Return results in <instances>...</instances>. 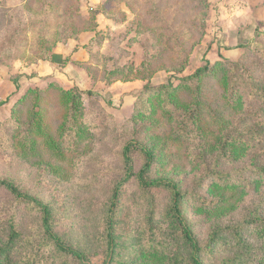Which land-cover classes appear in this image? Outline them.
<instances>
[{
  "label": "rangeland",
  "instance_id": "obj_1",
  "mask_svg": "<svg viewBox=\"0 0 264 264\" xmlns=\"http://www.w3.org/2000/svg\"><path fill=\"white\" fill-rule=\"evenodd\" d=\"M86 1L9 0L0 8V181L47 206L66 247L90 264H107L109 209L125 176L124 147L141 143L158 157L148 179L180 185L203 263L258 264L264 233L248 221L264 217V0L110 2L120 25L105 29L111 36L101 31L88 47V64L81 65L87 82L42 77L20 86L33 76L24 73L31 65L66 43L62 31L80 29V14L91 20ZM51 83L80 91L78 121L68 122ZM37 90L41 99L33 92L22 99ZM32 122L40 124L36 134L29 133ZM47 135L58 150L48 149ZM132 154L137 174L144 155L139 147ZM171 205L169 189H145L135 178L123 185L114 264L182 258L192 264ZM43 220L41 207L0 188V251L7 249L0 264H82L55 247ZM240 223L242 237H233L231 228Z\"/></svg>",
  "mask_w": 264,
  "mask_h": 264
},
{
  "label": "trees",
  "instance_id": "obj_2",
  "mask_svg": "<svg viewBox=\"0 0 264 264\" xmlns=\"http://www.w3.org/2000/svg\"><path fill=\"white\" fill-rule=\"evenodd\" d=\"M77 2V4L80 2V0H75ZM65 0H62V3H64ZM114 3V2H119L118 0H110L107 1L102 8L99 9H94V8H90L89 9V15L91 17V20L89 22H86L83 18V16L80 14L78 16V20L83 24L81 25L80 29L75 33V34H70L68 31L67 32H61L62 35H69L67 36V39H75L77 40L79 35L83 32H87V31H95L97 33L96 39L97 37L100 35L101 32L97 31L98 28V23H97V19L96 17L99 14H104L106 16H108L109 18L113 19L116 21V19L118 17H116L112 11L109 10V6H107L108 3ZM61 3V4H62ZM60 4V5H61ZM3 3H0V8H3ZM135 6L137 7L138 10L142 9V6H140V2H136ZM158 7L159 5L156 7V11H158ZM136 10V9H134ZM11 13L5 14V18H11L10 17ZM142 18V17H140ZM143 19V18H142ZM143 24V22H142ZM8 26V25H7ZM6 26V27H7ZM63 30L65 29V27H62ZM51 56V55H50ZM50 56H46L45 60H50ZM224 70V75H222L223 78V83H228V74L225 72ZM228 70V69H226ZM209 71L208 68L206 69H201L198 70L196 74H194V76L191 78L194 80H199L201 78V76L205 73H207ZM260 84V83H259ZM264 87V86H263ZM51 89H56L59 93V96L61 98V102L66 105V109L68 110V114H67V119L68 122L70 124H72V121H78L83 113V106L82 103L79 100L80 97V91L79 90H65L62 89L61 87H59L58 85H56L55 83H51L50 85ZM166 86L160 87L158 90L159 91H163L164 89H166ZM156 91L153 88H145L144 92L146 91ZM35 93L36 94V98L41 99L42 97V91L41 90H37V91H28L27 94L25 95V97H23L22 99L27 98L26 96L29 93ZM90 94V93H88ZM3 105V102L0 103V106ZM82 124H78V130L79 132H84V129H81ZM31 131L29 132L30 134H36L35 129L40 130V124L39 123H35L32 122L30 125ZM80 128V129H79ZM262 131V130H261ZM33 140V139H32ZM46 146L48 147V149L50 148L51 150H58L60 148L58 142L56 141V139L52 136V135H47L46 138ZM32 145H36L35 141H32ZM135 147H139L141 149V151L143 152L144 155V165L142 166V168L137 172V174L134 172V157L132 154V151ZM30 150H33V146L31 148V146L29 147ZM123 158H124V162H125V176L123 177V179H121L118 184L116 185L115 189H114V193H113V197H112V202L110 205V209H109V219H108V228H107V240H108V247L110 250V257L108 260L107 264H114L115 263V254H116V248H117V236H116V210L118 208V203L120 201V197H121V189L123 188V185H125L126 183H128L132 178H135L138 180L139 185L142 188L145 189H149V188H166L169 189L171 191V195H172V205H171V209H170V213H171V218H172V222L174 224V226L180 231L183 240L188 244L189 248L191 249V256L188 259L189 263L192 264H204L203 260H202V252H203V248L199 242V240L196 238L192 225L189 223V221L187 220V218L184 215L183 212V208H182V204H183V199H184V194L182 193L181 189H180V185L171 181V180H167V179H155V180H149L148 179V174L151 172L153 165L156 161V159L158 158L155 154V152H153L151 149H149L148 147L142 145L141 143H137L134 141L129 142L128 144H126V146L124 147V151H123ZM221 177H225V175H221ZM0 188H6L7 190H9L13 195H15L16 197L23 199L25 201H29L31 203H33L34 205L41 207L44 213V220H43V226H44V230L46 232V234L48 235L49 239L51 241H53L55 247L61 251V252H65L68 254H71L73 256H75L82 264H90L89 262L86 261L85 255L75 249L66 247L61 238L59 237V235L53 230V228L50 225L51 222V212L49 211V209L47 208V206L33 200L32 198L22 195L19 192L16 191V189L14 187H12L10 184L6 183L5 181H0ZM252 219V221H248L251 222L252 224H255L256 228L255 232L256 234L264 233V217H262L260 214H257L256 216L250 218ZM254 220V221H253ZM250 224V225H252ZM243 224L240 223L236 226H232L231 228V234L233 235V237H242V228H243ZM11 230H13L12 236H14V238H16L17 231L14 230V228L12 227ZM219 230L213 233V237L212 240L218 236ZM5 251H7V249H1L0 254H5ZM1 256V255H0ZM186 261L185 258L180 259L179 261H177V264H184V262ZM258 264H264V255L260 257Z\"/></svg>",
  "mask_w": 264,
  "mask_h": 264
},
{
  "label": "crops",
  "instance_id": "obj_3",
  "mask_svg": "<svg viewBox=\"0 0 264 264\" xmlns=\"http://www.w3.org/2000/svg\"><path fill=\"white\" fill-rule=\"evenodd\" d=\"M4 1L9 2V0H0V3ZM84 1V0H82ZM108 0H89L90 6L94 9L102 8V6ZM8 4V3H7ZM88 8V7H87ZM89 14V13H88ZM98 28L97 31L105 32V29L110 28L111 30H117L120 24H118L117 20H113L104 14H99L97 17ZM107 35L111 33L108 31L105 32ZM97 33L95 31H87L83 32L79 35L78 39H69L66 43L61 44L55 52L53 56H51L50 60L39 61L36 64L30 66L28 71L24 73L32 77H26V79L20 81V86H29V82L27 79H31V81L37 80L39 78H52L58 80L61 78L68 79L70 76L74 79L72 83L75 81L79 84H83V82H87L88 73L81 65H87L89 60V54L87 53L88 47L95 43ZM111 36V35H110ZM67 61L66 63L64 61ZM21 74V73H20ZM69 76V77H68ZM34 77V78H33ZM80 79V80H79ZM62 80V79H61ZM101 84V83H100Z\"/></svg>",
  "mask_w": 264,
  "mask_h": 264
}]
</instances>
